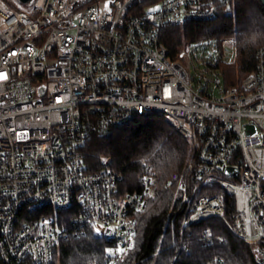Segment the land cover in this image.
<instances>
[{
    "label": "built area",
    "instance_id": "obj_1",
    "mask_svg": "<svg viewBox=\"0 0 264 264\" xmlns=\"http://www.w3.org/2000/svg\"><path fill=\"white\" fill-rule=\"evenodd\" d=\"M41 2L0 0V261L50 264L61 241L87 233L107 242L106 264L120 261L151 177L125 191L122 175L89 171L82 148L144 113L192 144L170 178L181 233L217 218L238 239L264 241V47L229 86L234 36L175 51L161 40L216 19L228 0Z\"/></svg>",
    "mask_w": 264,
    "mask_h": 264
},
{
    "label": "trees",
    "instance_id": "obj_2",
    "mask_svg": "<svg viewBox=\"0 0 264 264\" xmlns=\"http://www.w3.org/2000/svg\"><path fill=\"white\" fill-rule=\"evenodd\" d=\"M224 36L236 40V60L226 66L230 86L254 70L256 52L264 47V7L259 0H228L216 19L166 28L161 40L175 51L188 42ZM191 148V142L156 113L136 115L109 137L91 136L83 145L87 169L106 167L122 175L125 191L139 188L144 176L152 180L137 214L132 248L117 264H260L264 241L238 239L220 219L203 220L181 233L179 196L170 178L182 169ZM205 230L211 232L210 239L201 238ZM107 246L89 233L70 238L59 243L50 264H106Z\"/></svg>",
    "mask_w": 264,
    "mask_h": 264
},
{
    "label": "water",
    "instance_id": "obj_3",
    "mask_svg": "<svg viewBox=\"0 0 264 264\" xmlns=\"http://www.w3.org/2000/svg\"><path fill=\"white\" fill-rule=\"evenodd\" d=\"M19 1H20L21 3H26V2L29 1V0H19ZM259 1H260V3L262 4V6L264 7V0H259ZM226 173H227V174H231L229 169L226 170ZM257 261H258V263H260V264H264V252H261V253H260V256L257 258Z\"/></svg>",
    "mask_w": 264,
    "mask_h": 264
},
{
    "label": "rangeland",
    "instance_id": "obj_4",
    "mask_svg": "<svg viewBox=\"0 0 264 264\" xmlns=\"http://www.w3.org/2000/svg\"><path fill=\"white\" fill-rule=\"evenodd\" d=\"M13 1V0H12ZM33 2H36L37 5H41V0H35V1H29L28 3H22L23 8H29ZM149 11V10H148ZM160 115V114H158ZM162 118H164V116L160 115Z\"/></svg>",
    "mask_w": 264,
    "mask_h": 264
},
{
    "label": "crops",
    "instance_id": "obj_5",
    "mask_svg": "<svg viewBox=\"0 0 264 264\" xmlns=\"http://www.w3.org/2000/svg\"><path fill=\"white\" fill-rule=\"evenodd\" d=\"M10 1V3H12V4H14V3H19L20 1L19 0H9ZM23 7V6H22ZM25 9H27V8H25Z\"/></svg>",
    "mask_w": 264,
    "mask_h": 264
}]
</instances>
